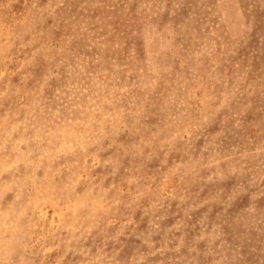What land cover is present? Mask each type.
<instances>
[{"label": "rangeland", "instance_id": "obj_1", "mask_svg": "<svg viewBox=\"0 0 264 264\" xmlns=\"http://www.w3.org/2000/svg\"><path fill=\"white\" fill-rule=\"evenodd\" d=\"M0 264H264V0H0Z\"/></svg>", "mask_w": 264, "mask_h": 264}]
</instances>
